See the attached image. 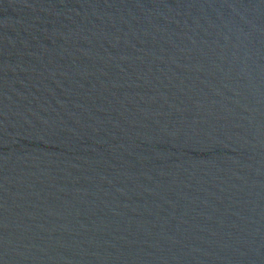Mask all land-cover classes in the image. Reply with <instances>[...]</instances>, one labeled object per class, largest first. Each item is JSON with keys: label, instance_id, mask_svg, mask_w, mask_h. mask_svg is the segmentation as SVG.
Instances as JSON below:
<instances>
[{"label": "water", "instance_id": "water-1", "mask_svg": "<svg viewBox=\"0 0 264 264\" xmlns=\"http://www.w3.org/2000/svg\"><path fill=\"white\" fill-rule=\"evenodd\" d=\"M0 264H264V0H0Z\"/></svg>", "mask_w": 264, "mask_h": 264}]
</instances>
